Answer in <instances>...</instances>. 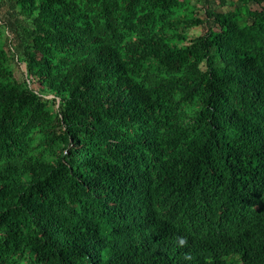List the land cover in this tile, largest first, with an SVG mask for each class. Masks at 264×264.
<instances>
[{"label": "trees", "instance_id": "obj_1", "mask_svg": "<svg viewBox=\"0 0 264 264\" xmlns=\"http://www.w3.org/2000/svg\"><path fill=\"white\" fill-rule=\"evenodd\" d=\"M193 1L0 0V264H264V0Z\"/></svg>", "mask_w": 264, "mask_h": 264}, {"label": "rangeland", "instance_id": "obj_2", "mask_svg": "<svg viewBox=\"0 0 264 264\" xmlns=\"http://www.w3.org/2000/svg\"><path fill=\"white\" fill-rule=\"evenodd\" d=\"M196 0H194L193 2L195 3ZM233 1H237V0H232ZM227 11V10H226ZM199 16H201L202 18H204L205 16L203 14H200ZM205 28H197L195 29L192 34L191 37L195 38L198 37L200 35H203L205 33ZM13 68H14V72H15V76L19 81H23L24 80V75L22 73V66H19L17 63H13Z\"/></svg>", "mask_w": 264, "mask_h": 264}, {"label": "clouds", "instance_id": "obj_3", "mask_svg": "<svg viewBox=\"0 0 264 264\" xmlns=\"http://www.w3.org/2000/svg\"><path fill=\"white\" fill-rule=\"evenodd\" d=\"M176 239H177L178 245L181 247L187 245L188 243V240L186 237H177Z\"/></svg>", "mask_w": 264, "mask_h": 264}, {"label": "crops", "instance_id": "obj_4", "mask_svg": "<svg viewBox=\"0 0 264 264\" xmlns=\"http://www.w3.org/2000/svg\"><path fill=\"white\" fill-rule=\"evenodd\" d=\"M234 2H236V1H234Z\"/></svg>", "mask_w": 264, "mask_h": 264}]
</instances>
